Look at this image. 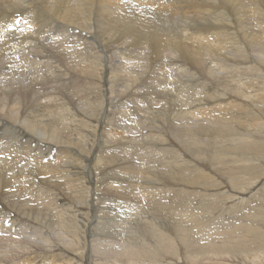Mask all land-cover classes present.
Masks as SVG:
<instances>
[{"label": "rangeland", "instance_id": "obj_1", "mask_svg": "<svg viewBox=\"0 0 264 264\" xmlns=\"http://www.w3.org/2000/svg\"><path fill=\"white\" fill-rule=\"evenodd\" d=\"M8 1L0 2V10L2 9L0 18L2 15H14V18L20 15V7L25 9L28 0H25L23 4H9ZM30 1L38 6L41 4L44 15L51 13L50 9L43 6L48 5L47 1ZM239 1H188L190 5L194 4V8L187 9L189 12L186 14L188 17L186 20L177 15L170 18L169 14L162 10L164 19L162 17L163 21L156 23V27L161 34L163 33L161 41L165 43L160 41L157 46L151 43L152 48L158 47V54L155 49L150 50L151 48L148 47L146 50L145 45L130 42L131 38L128 37V39L122 37L114 41L119 36H111V38L110 32L100 28L98 30V25L92 19L94 14L91 20H86L88 17L80 15L83 23L80 27L84 30L81 32L82 39L87 35L92 37L94 31H98L99 34L106 32L105 34L98 37L93 36V40L76 39L77 36L79 37V31L72 26H65L66 29L65 27L63 28L65 30L62 29V34L58 31L49 33L52 38L49 39L48 45H50L51 52L56 54L57 59L39 54V60L34 55L30 58L37 59H33L34 63L28 62L31 68L29 69L28 65L24 71H21V68L17 69V66L21 65L24 60L22 59L24 55L12 52L13 47L18 45L15 40L21 42L25 36L22 31H19L21 26L16 25L15 35L0 38L2 42L12 47L5 54L6 56L4 55V61L0 64V107L2 108V105L7 102L11 109L9 112L0 109V119H3L0 120V150L2 149L0 151L2 159H0V212L1 214L10 213L19 225L26 223L22 213H32L33 217L39 216L37 220L28 218V223L32 226H30V231H34L28 236L34 237L33 243L38 246L31 249V256L35 258L34 261H37L32 264H39L41 255H49L40 251L39 248L49 249L55 254L59 251L57 254L59 257L56 258L59 261L55 264H60V262L62 264L66 261L63 259L65 255L68 258L72 257L76 264H152L151 262L153 264L173 262V264H264V153L259 155L258 151L246 150L244 145H241L243 148L237 151L234 147L230 148L232 149L229 154L230 159L228 160L229 157L221 159L225 161L224 165L221 162L213 164L214 152L218 151L223 144L233 143L230 128H233L234 132L241 133L248 130L252 134L260 135L255 132L264 125L262 120L264 118V5H262L264 0H241V3ZM2 2L7 3L5 5ZM152 2L156 4L158 2L157 5H160V8L164 5L169 10L174 7L179 12L181 11L178 6V4L182 6L180 0H152ZM230 2L234 4L233 7ZM32 3L31 8L35 6ZM98 3L96 5L101 6ZM107 3L108 0L105 4ZM147 7L149 6H145V9ZM221 7L227 11L221 10L223 9ZM35 13L40 17V12ZM223 13L225 16L222 15ZM74 17L67 15L58 19L63 20L64 23H72ZM19 21L18 16L14 24H19ZM0 24L6 26L8 23L0 22ZM55 25L60 26L61 24L55 23ZM213 27L214 29H210ZM33 29H38V26ZM102 35L105 36L101 37ZM107 36L113 40L115 47ZM201 37H205V40ZM99 40L106 47L104 48L107 53L106 66L110 71L105 75V80L101 77V69L104 70V67L100 66L101 62L98 58ZM125 45L128 49L124 48ZM128 45H132L131 49ZM144 48L146 49L143 51ZM184 49L186 51L189 49V51L186 52ZM132 54L136 57L133 58ZM13 62L17 65L14 66ZM9 67L13 69L9 70ZM121 69H124V73ZM23 72L28 75H22ZM43 73L46 76H43ZM129 81L132 84L127 83ZM42 104L46 107H42ZM17 111L18 113L15 114ZM247 112L253 113V116ZM15 115L18 120L14 122ZM256 118H261L260 122L258 120L252 121L253 123L248 122ZM31 119L36 126L29 122ZM26 122H29L32 127L29 123L26 125ZM248 124H252V128ZM189 126H192V132L185 131ZM238 127L242 130L239 131ZM25 128L29 129L30 133H27L29 131L26 132ZM187 136L194 139L191 141L187 139ZM163 141L172 144V146L166 145L167 148L170 146L169 148L172 147L178 156H185L187 160L191 159L196 168L212 177V180L219 185H212L215 184L212 180L209 181L210 183H205L207 180L204 178L188 183L186 179L195 175L191 168L187 171L178 169V174H174L176 181L172 180L164 166L165 161L167 160V163L170 160L165 159L168 157H164L165 153H161L163 151L160 150ZM263 141V138L260 139L261 143ZM199 145L204 155L196 152L199 150L196 149ZM2 151H6L7 154ZM192 151H195L194 155ZM246 158L252 160L249 161ZM135 187L138 188L135 189ZM204 187L206 191L201 190ZM203 193L207 195L204 196ZM16 201L27 205L22 212L19 209L22 206L14 205L13 202ZM104 214L110 218L105 220ZM97 215L101 216V219ZM102 222L106 223L105 227L101 225ZM156 228H159L165 235L158 233ZM88 229L89 233L85 234ZM41 231L49 233L51 241L54 243L57 241L59 244H55H58L61 249H51L47 246L48 243L45 246L36 240L40 239ZM179 231L185 233L182 239H178ZM3 237H7V234L3 236L0 233V239ZM78 238L79 241H77ZM55 244L51 243L54 247ZM159 245H161L160 249ZM107 258H109L108 261L104 260ZM25 262L27 263L26 257H23L21 263L25 264Z\"/></svg>", "mask_w": 264, "mask_h": 264}, {"label": "bare ground", "instance_id": "obj_2", "mask_svg": "<svg viewBox=\"0 0 264 264\" xmlns=\"http://www.w3.org/2000/svg\"><path fill=\"white\" fill-rule=\"evenodd\" d=\"M2 0H0V2H1ZM4 1V0H3ZM7 1V0H6ZM45 1H47V4L48 5H43L45 8H48V9H50L51 10V13H46L45 15H44V12H42V6H41V4H40V6H38L37 4L35 5L34 3H32V1H30V0H28V1H26L27 2V4H29V5H27V4H25V9L23 8H21L20 7V9H19V11H21L19 14L20 15H23V16H20V15H17V16H15V18H14V15H11V16H9V15H2L1 16V18H0V22H6V23H8L6 26H3V25H1L0 24V33H1V36H0V38L2 37V36H4V37H10V36H13L12 34H16L15 32H17V27H16V25L19 27V26H21V28H22V26H23V28H22V30H21V28L19 29V31L21 32L22 31V33H24V37L21 39V42H19V41H17V39L15 40V42H18V45H17V47H13L14 49H13V51L12 52H16V53H20V54H23L24 56H23V58L22 59H24L23 61H22V63H21V65H19V66H17V69H19V68H21V71H24L26 68H27V66L29 65V63L28 62H33V59H37V58H30V57H34V55L35 56H37L38 58H39V60H40V55L39 54H45L46 56H48V57H51V59L52 58H54L55 57V55L51 52L52 50H50V45H48V43H49V39L50 38H52V36L49 34V33H53L54 31H58L60 34H62L63 32V30H65L66 29V27L65 26H67V27H69V26H72L74 29H77L78 31H79V37L77 36L76 37V39L77 38H79V39H81V40H83V39H86V40H93L94 38H93V36H99V35H101V34H103L102 32H101V34H99L98 33V31H94V32H92V37L90 36V37H88V35H87V37L86 36H83L84 38L82 39V37H81V32H84V30L81 28L82 26H81V23H82V21L80 20V15H83L84 17H88L86 20H88V19H90L91 20V17H92V14H94V17L92 18V19H94V21L96 22V24L98 25V30H100V29H102L103 31H106V32H110V37L112 36H115L116 37V35L117 36H119V37H117V39H115V38H113V39H115L114 41H117V40H120V39H118V38H122V37H128V38H131V41L130 40H128V41H130V42H138L140 45H145L146 47H147V49L146 48H144L143 49V51L146 49V50H148V47H150L151 49L150 50H152V49H155V51L157 52L156 54H158V47H154V48H152L151 47V43L153 44V46H157L158 45V43L162 40V37L164 36L163 35V33L161 34V32H160V30H158L157 29V27H156V25L157 24H159L160 22H162L163 20H162V17H163V19H164V16H162L163 15V13H162V10L164 11V13L166 12V13H168L169 15V17L171 18L172 16H174V15H177V16H179V18L180 17H182L184 20H186V19H188V17H187V13L189 12L188 10L190 9V8H194V4H193V6H192V4L190 5V1L191 0H180V2L182 3V6L180 5V4H178V6H179V8H181V11L179 12L177 9H174V7H171V9L169 10V9H167L164 5H162V9L160 8V5H157L158 4V2H157V4L155 3V2H152V0H126V1H124V0H108V3L107 4H105L106 3V1L107 0H45ZM73 1V2H72ZM100 1V3H98ZM174 1V0H173ZM189 1V2H188ZM228 1V0H227ZM236 0H234V2H235ZM241 1V0H240ZM239 1V2H240ZM246 1V0H245ZM251 1V0H250ZM256 1V0H255ZM9 2V4L10 3H13V4H18V3H22L23 4V2H25V0H9L8 1ZM29 2V3H28ZM44 2V1H43ZM205 2V1H204ZM209 1H207V3H208ZM212 2V1H211ZM221 2V1H220ZM232 2V1H231ZM230 2V3H231ZM249 2V1H248ZM3 4H5V3H7V2H2ZM31 3H32V5H35V6H32V8H31ZM39 3V2H38ZM96 3H98L99 5H101V6H98V5H96ZM168 3H169V1H168ZM177 3V2H176ZM213 3V2H212ZM217 3V2H216ZM237 3H238V1H237ZM241 3V2H240ZM261 3V2H260ZM2 4V5H3ZM218 5L220 4L219 2L217 3ZM222 4V3H221ZM243 4V3H242ZM251 4V3H250ZM253 4V3H252ZM255 4V3H254ZM262 4V3H261ZM260 4V5H261ZM6 5V4H5ZM26 5H27V7H26ZM103 5V6H102ZM133 5V6H132ZM155 5V6H154ZM217 5V7H219ZM231 5H232V7L234 6V4H232L231 3ZM262 5H264V4H262ZM145 6H149V7H147V9H145ZM154 6V7H153ZM214 6V5H213ZM225 6V5H224ZM230 6V5H229ZM242 6V5H241ZM251 6V5H250ZM6 7V6H5ZM10 7V6H9ZM11 7H13V5L11 6ZM226 7V6H225ZM8 8V7H7ZM6 8V9H7ZM221 8H223V7H221ZM221 8H219V9H221ZM226 8H228V7H226ZM261 8V7H260ZM44 9V8H43ZM188 9V10H187ZM224 9L225 8H223V9H221V10H223L224 11ZM2 10V9H1ZM0 10V11H1ZM138 10V11H137ZM168 10H169V12H168ZM198 10V9H197ZM228 10H229V8H228ZM4 11V10H3ZM17 11H18V9H17ZM44 11H45V9H44ZM225 11H227L226 9H225ZM14 12H15V10H14ZM35 12H40L41 13V15H40V17L39 16H37L36 15V13ZM47 12V11H46ZM49 12V11H48ZM209 13H210V11H208ZM212 12V11H211ZM16 13V12H15ZM22 13V14H21ZM213 13V12H212ZM211 13V14H212ZM220 13V12H219ZM222 13V12H221ZM225 13V12H224ZM224 13L222 14V15H224ZM11 14V13H10ZM18 14V13H17ZM59 14H61V16H59ZM79 14V16H77ZM197 14V13H196ZM218 14V13H217ZM39 15V14H38ZM67 15H72V16H75L74 17V20L72 21V23H70V22H67V23H64V21L63 20H61V21H59V19L58 18H62V17H65V16H67ZM91 15V16H90ZM201 15V14H200ZM213 15V14H212ZM5 16V17H4ZM20 17V21H19V24H14V21H15V19H16V17ZM176 16V17H177ZM221 16V15H220ZM225 16V15H224ZM204 17V16H203ZM216 17H217V15H216ZM69 18H70V16H69ZM68 18V19H69ZM192 18V17H191ZM14 19V20H13ZM215 19V18H214ZM213 19V20H214ZM222 19V18H221ZM178 20V19H177ZM199 20V19H198ZM208 20V19H207ZM209 20H211V19H209ZM217 20V19H216ZM69 21V20H68ZM79 21H80V23H79ZM180 21V20H179ZM188 21V20H187ZM186 21V22H187ZM240 21V20H239ZM86 22V21H85ZM90 22V21H89ZM180 22H183V21H180ZM179 22V23H180ZM215 22V21H214ZM213 22V23H214ZM238 22V21H237ZM236 22V23H237ZM55 23L56 24H61L60 26H57V25H55ZM157 23V24H156ZM177 23V22H176ZM216 23V22H215ZM83 24V23H82ZM88 24V23H87ZM210 24H212V23H210ZM240 24V23H239ZM53 25H55V26H57V27H55V26H53ZM84 25H86V24H84ZM89 25V24H88ZM219 25V24H218ZM14 26H15V29H14ZM27 26V27H26ZM38 26V29H33L34 27H37ZM81 26V27H80ZM160 26V25H159ZM180 26H181V24H180ZM191 26V25H190ZM202 26V25H201ZM204 26V25H203ZM208 26V25H207ZM222 26V25H221ZM235 26V25H234ZM65 27V29H63ZM88 27V26H87ZM102 27V28H101ZM236 27V26H235ZM245 27V26H244ZM91 28V27H90ZM90 28H89V30H90ZM94 28V27H93ZM97 28V27H96ZM100 28V29H99ZM159 28V27H158ZM180 28V27H179ZM182 28V27H181ZM185 28V27H184ZM191 28V27H190ZM197 28V27H196ZM227 28V27H226ZM63 29V30H62ZM84 29H86V27L84 28ZM210 29H214V27L213 28H210ZM93 30V29H92ZM203 30V29H202ZM207 30H208V28H207ZM221 30V29H220ZM241 30H242V27H241ZM244 30V29H243ZM86 31V30H85ZM163 31V30H162ZM188 31V30H187ZM203 31H205V30H203ZM218 31V30H217ZM223 31V30H222ZM227 31V30H226ZM225 31V32H226ZM239 31V30H238ZM69 32V31H68ZM67 32V33H68ZM74 32H76V31H74ZM105 32V33H106ZM184 32H185V30H184ZM192 32H193V30H192ZM196 32V31H195ZM206 32V31H205ZM215 32V31H214ZM224 32V31H223ZM232 32V31H231ZM240 32V31H239ZM244 32V31H243ZM248 32V31H247ZM246 32V33H247ZM46 33H48V34H46ZM65 33V32H64ZM104 33V34H105ZM165 33V32H164ZM177 33V32H176ZM18 34V33H17ZM19 34H21V33H19ZM18 34V35H19ZM174 34V33H173ZM187 34V33H186ZM198 34V33H197ZM228 34V33H227ZM241 34V33H240ZM53 35V34H52ZM74 35V34H73ZM192 35V34H191ZM207 35V34H206ZM224 35V34H223ZM238 35H239V33H238ZM249 35V34H248ZM17 36V35H16ZM47 36H51V37H47ZM63 36V35H62ZM75 36V35H74ZM103 36H105V35H102L101 37H103ZM202 36V35H201ZM237 36V35H236ZM15 37V36H14ZM108 37V36H107ZM110 37H108V38H110ZM111 37V38H112ZM174 37V36H173ZM218 37V36H217ZM17 38V37H16ZM58 38V37H57ZM110 38V39H111ZM125 38V39H126ZM127 38V39H128ZM176 38V37H175ZM203 40H205V37H201ZM245 38H246V36H245ZM251 38V37H250ZM254 38V37H253ZM99 39V38H98ZM124 39V40H125ZM183 39V38H182ZM196 39V38H195ZM256 39V38H255ZM8 40H9V38H8ZM24 40H27L25 43H22V42H24ZM112 40V39H111ZM167 40V39H166ZM180 40H181V38H180ZM202 40V41H203ZM250 40H252V39H250ZM100 41V40H99ZM176 41V40H175ZM185 41V40H184ZM218 41V40H217ZM245 41V40H244ZM255 41V40H254ZM258 41V40H257ZM53 42H54V40H53ZM57 42V41H56ZM86 42V41H85ZM106 42V41H105ZM112 42H113V40H112ZM162 42V41H161ZM178 42V41H177ZM59 43V42H58ZM92 43V42H91ZM98 43H100V45H99V55H98V58H99V61L101 62V65L100 66H103L104 67V70L103 69H101V77L102 78H104L103 80H105V75H107V73H108V69H107V66H106V58H107V53H106V49H104V48H106L105 47V45H102L101 44V41L100 42H98ZM137 43V44H138ZM163 43V42H162ZM164 43H165V41H164ZM163 43V44H164ZM169 43V42H168ZM7 44V43H6ZM4 42H2V40H0V64H2L3 63V61H4V55L10 50V48H12V47H10V46H8V45H6ZM103 44H106V43H104L103 42ZM182 44V43H181ZM190 44V43H189ZM198 44H200V43H198ZM208 44V43H207ZM249 44V43H248ZM56 45V44H55ZM92 45V44H91ZM127 45V44H126ZM126 45H125V49H128L127 47H126ZM160 45H162V44H160ZM169 45V44H168ZM245 45V44H244ZM243 45V46H244ZM113 46H114V42H113ZM112 46V47H113ZM129 46V45H128ZM130 46H132V45H130ZM130 46H129V48H130ZM139 46V45H138ZM181 46V45H180ZM184 46V45H183ZM245 46H247V45H245ZM61 47V46H60ZM60 47H57V48H60ZM115 47V46H114ZM120 47V46H119ZM134 47V46H133ZM200 47V46H199ZM257 47V49H258V46H256ZM56 48V49H57ZM116 48H117V46H116ZM115 48V49H116ZM138 48V47H137ZM143 48V47H142ZM160 48V47H159ZM181 48V47H180ZM180 48H177V49H180ZM190 48V47H189ZM204 48V47H203ZM248 48V47H247ZM120 49H121V47H120ZM131 49V48H130ZM140 49V48H139ZM138 49V50H139ZM162 49V48H161ZM172 49V48H171ZM192 49V48H191ZM202 49V48H201ZM227 49V48H226ZM236 49V48H235ZM246 49V48H245ZM109 50V49H108ZM185 50V49H184ZM193 50V49H192ZM239 50V49H238ZM264 50V49H263ZM116 52H117V50H115ZM125 51V50H124ZM127 51V50H126ZM168 51V50H167ZM173 51V50H172ZM177 51V50H176ZM179 51V50H178ZM182 51V50H181ZM186 51V50H185ZM188 51H189V49H188ZM188 51H186V52H188ZM196 51V50H195ZM195 51H193V52H195ZM206 51V50H205ZM248 51V50H247ZM37 52V53H36ZM121 52H123V51H121ZM120 52V53H121ZM180 52V51H179ZM191 52V51H190ZM189 52V53H190ZM198 52V51H197ZM203 52V51H202ZM72 53V52H71ZM119 53V54H120ZM134 53V52H133ZM153 53H155V52H153ZM161 53V52H160ZM129 54V53H128ZM176 54V53H175ZM179 54V53H178ZM192 54V53H191ZM194 54V53H193ZM249 54V53H248ZM115 56H116V54H114ZM118 55V54H117ZM123 55V54H122ZM155 55V54H154ZM164 55V54H163ZM181 55V54H180ZM185 55V54H184ZM187 55H189V54H187ZM198 55H199V53H198ZM255 55V54H254ZM6 56V55H5ZM119 56V55H118ZM121 56V55H120ZM132 56H133V54H132ZM135 56V55H134ZM134 56H133V58H134ZM155 56H158V55H155ZM160 56V55H159ZM171 56V55H170ZM182 56V55H181ZM190 56V55H189ZM193 56V55H192ZM123 57V56H122ZM130 57V56H129ZM136 57V56H135ZM139 57V56H138ZM144 57V56H143ZM149 57V56H148ZM194 57V56H193ZM196 57V56H195ZM198 57V56H197ZM21 58V57H20ZM56 58V57H55ZM54 58V59H55ZM156 58V57H155ZM165 59H166V57H164ZM57 59V58H56ZM157 59V58H156ZM181 59H182V57H181ZM192 59H194V58H192ZM191 59V60H192ZM144 60H145V58H144ZM186 60H187V58H186ZM194 60H196V59H194ZM255 60V59H254ZM120 61V60H119ZM124 61H125V59H124ZM188 61V60H187ZM190 61V60H189ZM197 61H198V59H197ZM46 62H48V61H46ZM45 62V64H48V63H46ZM126 62V61H125ZM135 62V61H134ZM140 62V61H139ZM158 62V61H157ZM167 62V61H166ZM191 62V61H190ZM251 62V61H250ZM14 63V62H13ZM34 63V62H33ZM39 63H41L42 64V62H39ZM53 63V62H52ZM122 63V62H121ZM164 63V62H163ZM168 63V62H167ZM166 63V64H167ZM170 63V62H169ZM168 63V64H169ZM186 63V62H185ZM195 63V62H194ZM198 63H199V61H198ZM5 64V63H4ZM19 64V63H18ZM61 64V63H60ZM60 64H59V66H60ZM124 66H125V64L124 63H122ZM129 64V63H128ZM138 64V63H137ZM192 64V63H191ZM10 65V64H9ZM15 65H17V63H14V66ZM32 66H33V64H31ZM123 65H122V67H123ZM145 65V64H144ZM37 66H38V64H37ZM43 66V65H42ZM74 66H76V65H74ZM99 66V67H100ZM137 66V65H136ZM162 66V65H161ZM168 66V65H167ZM169 66H172V65H169ZM25 67V68H24ZM39 67V66H38ZM62 67V66H61ZM102 67V68H103ZM109 67V66H108ZM31 67H30V65H29V69H30ZM36 68V67H35ZM50 68V67H49ZM53 68V67H52ZM125 68V67H124ZM255 68V67H254ZM257 68V67H256ZM9 70H11V69H13L12 67H9L8 68ZM28 69V70H29ZM51 69V68H50ZM54 69V68H53ZM56 69V68H55ZM78 69V68H77ZM131 69V68H130ZM159 69V68H158ZM161 69V68H160ZM166 69V68H165ZM170 69V68H169ZM173 69V68H172ZM103 70V71H102ZM122 70V69H121ZM124 70V69H123ZM122 70V71H123ZM127 70V69H126ZM164 70V69H163ZM162 70V71H163ZM167 70V69H166ZM171 70V69H170ZM2 71V70H1ZM56 71V70H55ZM57 71H58V69H57ZM67 71V70H66ZM113 71V70H112ZM158 71V70H157ZM177 71H178V68H177ZM13 72V71H12ZM26 72H28V71H26ZM89 72V71H88ZM161 72V71H160ZM172 72H174V70L172 71ZM259 72V71H258ZM109 73H110V71H109ZM122 73H124V71L122 72ZM25 74H27L28 75V73H22V75H25ZM40 74V73H39ZM38 74V75H39ZM44 74V73H43ZM58 74V73H57ZM135 74V73H134ZM164 74H166V73H164ZM168 74H170V73H168ZM30 75V74H29ZM87 75V74H86ZM92 75V74H91ZM100 75V74H99ZM110 75V74H109ZM136 75V74H135ZM163 74H161V76H162ZM173 75V74H172ZM171 75V76H172ZM43 76H46L45 74L43 75ZM42 76V77H43ZM55 76V75H54ZM104 76V77H103ZM28 77V76H27ZM94 77V76H93ZM108 77H110L111 78V76H108ZM113 77V76H112ZM163 77V76H162ZM161 77V78H162ZM46 78V77H45ZM73 78V77H72ZM101 78V79H102ZM115 78V77H114ZM163 78H165V76L163 77ZM162 78V79H163ZM215 78V77H214ZM28 79V78H27ZM30 79V78H29ZM28 79V80H29ZM43 79V78H42ZM67 79V78H66ZM152 79V78H151ZM173 79H175V78H173ZM189 79V78H188ZM187 79V80H188ZM28 80H25V81H28ZM32 79H30V81H31ZM37 80V79H36ZM102 80V81H103ZM132 80V79H131ZM142 80V79H141ZM158 80V79H157ZM190 80V79H189ZM24 81V82H25ZM42 81V80H41ZM45 81V80H44ZM52 81V80H51ZM54 81H57V79L55 80L54 79ZM107 81V80H106ZM133 81V80H132ZM137 81V80H136ZM165 81V80H164ZM192 81V80H191ZM36 82V81H35ZM34 82V83H35ZM46 82V81H45ZM131 81H129V82H127V83H130ZM151 82V81H150ZM168 82V81H167ZM210 82V81H209ZM100 83V82H99ZM112 83V82H111ZM142 83V82H141ZM220 84H222L221 82H219ZM23 84V83H22ZM25 84V83H24ZM54 84H55V82H54ZM102 84V83H101ZM110 84V83H109ZM124 84V83H123ZM130 84H132V83H130ZM156 84V83H155ZM43 85V84H42ZM112 85V84H111ZM147 85V84H146ZM24 86V85H23ZM44 86V85H43ZM53 86V85H52ZM210 86H212V85H210ZM36 87V86H35ZM120 87V86H119ZM128 87H129V85H128ZM133 87V86H132ZM216 87V86H215ZM110 88V87H109ZM217 88V87H216ZM239 88V87H238ZM32 89V88H31ZM30 89V90H31ZM37 89V88H36ZM39 89V88H38ZM129 89V88H128ZM167 89V88H166ZM111 90V89H110ZM124 90H125V88H124ZM141 90V89H140ZM158 90V89H157ZM33 91H34V89H33ZM102 91V90H101ZM107 91V90H106ZM142 91V90H141ZM15 92H16V90H15ZM143 92V91H142ZM154 92H155V90H154ZM163 92V91H162ZM165 92H167V91H165ZM215 92V91H214ZM30 93V92H29ZM37 93V92H36ZM60 93V92H59ZM2 94H4L3 92H2ZM125 94V93H124ZM169 94V93H168ZM2 96V95H1ZM5 96V95H4ZM26 96V95H25ZM28 96V95H27ZM34 96V95H33ZM109 96V95H108ZM138 96V95H137ZM147 96V95H146ZM150 97V96H149ZM156 97V96H155ZM27 98V97H26ZM183 98V97H182ZM28 99V98H27ZM105 99V98H104ZM136 100V99H135ZM227 100V99H226ZM26 101V100H25ZM62 101V100H61ZM105 101H107V99L105 100ZM138 101V100H137ZM171 101V100H170ZM173 101V100H172ZM188 101H190V100H188ZM264 101V100H263ZM71 102V101H70ZM117 102V101H116ZM165 102V101H164ZM204 102V101H203ZM1 103V102H0ZM31 103V102H30ZM67 103V102H66ZM115 103V102H114ZM149 103V102H148ZM167 103V102H166ZM169 103V102H168ZM184 103V102H183ZM182 103V104H183ZM39 104V103H38ZM55 104V103H54ZM69 104V103H68ZM181 104V105H182ZM49 105V104H48ZM110 105H111V103H110ZM116 105V104H115ZM180 105V106H181ZM185 105H187V104H185ZM189 105V104H188ZM68 106V105H67ZM103 106V105H102ZM151 106V105H150ZM17 107V106H16ZM42 107H46L45 105H43L42 104ZM71 107V106H70ZM108 107H109V105H108ZM122 107V106H121ZM132 107V106H131ZM143 107H145V106H143ZM232 107V106H231ZM8 108V109H7ZM110 108V107H109ZM0 109L2 110V111H5V110H8V112L9 111H11V109L9 108V106H8V104H7V102H6V104H3L2 105V108L0 107ZM40 109V108H39ZM104 109V108H103ZM70 110V109H69ZM72 110V109H71ZM225 110V109H224ZM84 111V110H83ZM179 111V110H178ZM230 111V110H229ZM185 112V111H184ZM18 113V111L15 113V114H17ZM125 113V112H124ZM138 113V112H137ZM190 113V112H189ZM244 113H245V111H244ZM248 114H252V116H253V113H251V112H247ZM246 113V114H247ZM8 113H6V115H7ZM55 114V113H54ZM59 114V113H58ZM133 114V113H132ZM181 114V113H180ZM186 114V113H185ZM199 114V113H198ZM226 114V113H225ZM30 115V114H29ZM39 115V114H38ZM120 115V114H119ZM124 115V114H123ZM211 115V114H210ZM239 115V114H238ZM16 117V120H14V122L15 121H17L18 120V118H17V115H15ZM66 116V115H65ZM154 116V115H153ZM180 116V115H179ZM182 116V115H181ZM31 117V116H30ZM122 117V116H121ZM148 117H150V116H148ZM163 117V116H162ZM182 117H184V116H182ZM195 117V116H194ZM197 117V116H196ZM195 117V118H196ZM262 117V116H261ZM5 118V117H4ZM8 118V117H7ZM14 118V119H15ZM19 118H20V116H19ZM59 118H61L60 116H59ZM102 118V117H101ZM120 118V117H119ZM178 118V117H177ZM185 118V117H184ZM194 118V119H195ZM151 119V118H150ZM181 119V118H180ZM261 118H256V119H253V120H250V121H248L249 123H253L252 121H254V120H260ZM1 121L3 120V119H0ZM19 120H21V119H19ZM165 120V119H164ZM167 120V119H166ZM262 120L264 121V118H262ZM29 121V120H28ZM58 121H59V119H58ZM68 121V120H67ZM81 121V120H80ZM122 121V120H121ZM168 121V120H167ZM166 121V122H167ZM183 121H184V119H183ZM191 121V120H190ZM3 122H5V121H3ZM19 122V121H18ZM17 122V123H18ZM21 122V121H20ZM19 122V123H20ZM29 122H32V125H35L36 126V124H33V120L31 119V121H29ZM28 122V123H29ZM135 122V121H134ZM164 122V121H163ZM192 122V121H191ZM194 122H196V123H198V121H194ZM193 122V123H194ZM260 122V121H259ZM1 123V122H0ZM18 123V124H19ZM27 122H26V125L28 124ZM55 123V122H54ZM258 123V122H257ZM18 124H16L18 127H19V125ZM24 124V123H23ZM30 124V123H29ZM101 124V123H100ZM140 124V123H139ZM161 124V123H160ZM167 124H168V122H167ZM256 124V123H255ZM262 124V123H261ZM260 124V125H261ZM11 125H13V124H11ZM10 125V126H11ZM69 125H70V123H69ZM107 125V124H106ZM249 125V127H251L252 128V124L250 125V124H248ZM259 125V124H258ZM259 125V126H260ZM30 126H31V124H30ZM39 126H41V125H39ZM43 126V125H42ZM120 126V125H119ZM130 126V125H129ZM22 127V126H21ZM28 128H29V125L27 126ZM32 127V126H31ZM45 127V126H44ZM173 127V126H172ZM171 127V128H172ZM248 127V128H249ZM46 128H47V126H46ZM57 128V127H56ZM55 128V129H56ZM114 128V127H113ZM170 128V129H171ZM195 128H196V126H195ZM247 128V129H248ZM257 128H258V126H257ZM9 129H12V128H9ZM16 129V128H15ZM22 129V128H21ZM24 129V128H23ZM32 128H30V130H31ZM38 129V128H37ZM42 129V128H41ZM174 129V128H173ZM172 129V130H173ZM192 126H189L187 129H185V131H187V132H192ZM238 129H239V127H238ZM6 130V129H5ZM13 130V129H12ZM33 130V129H32ZM45 130V129H44ZM47 130H49V128H47ZM118 130V129H117ZM120 130V129H119ZM230 130H232L231 131V136H232V141H233V143L231 142L230 144L229 143H227L228 145H226V144H223V145H221L219 148H218V151H215L214 153V157H213V164H214V162H221L223 165L225 164V161L224 160H221V159H223V158H228V160L230 159V157H231V155H229L230 154V150H232V149H230V148H232V147H234V149L237 151V150H239V149H242L243 148V146H242V148H241V145H244V147H245V149L247 150V149H249V150H255V151H258L259 153V155L260 154H262V153H264V141H263V143H261L260 142V139H262L263 138V140H264V135L262 136V133L264 134V125L263 126H261V127H259V130L257 131V132H255V133H260V135H255V134H252V133H250L248 130L246 131V132H241V133H239V132H234V129L233 128H230ZM242 130V128H240L239 129V131H241ZM251 130V129H250ZM255 130V129H254ZM257 130V129H256ZM11 131V130H10ZM15 131V130H14ZM17 131H18V129H17ZM25 131L27 132V131H29V129L27 130V128H25ZM174 131V130H173ZM9 132V131H8ZM26 132H25V134H26ZM34 132V131H33ZM44 132V131H43ZM107 132V131H106ZM125 132V131H124ZM177 132V131H176ZM11 133V132H10ZM27 133H30V131L29 132H27ZM40 133V132H39ZM38 133V134H39ZM48 133V132H47ZM52 133V132H51ZM54 133V132H53ZM103 133V132H102ZM172 134H174L173 132H171ZM179 133V132H178ZM225 133V132H224ZM12 134V133H11ZM20 134V133H19ZM22 134V133H21ZM112 134H114L113 132H112ZM223 134V133H222ZM221 134V135H222ZM16 135V134H15ZM14 135V136H15ZM17 135H18V133H17ZM47 135V134H46ZM115 135V134H114ZM118 135V134H117ZM167 135V134H166ZM179 135V134H178ZM188 135V134H187ZM196 135V134H195ZM22 136H23V134H22ZM29 136V135H28ZM40 136V135H39ZM151 136V135H150ZM175 136V135H174ZM13 137V136H12ZM20 137V136H19ZM25 137V136H24ZM47 137V136H46ZM54 137H56V135L54 136ZM63 137V136H62ZM224 137V136H223ZM15 138V137H14ZM23 138V137H22ZM33 138V137H32ZM41 138V137H40ZM39 138V139H40ZM45 138V137H44ZM161 138V137H160ZM190 139L191 141H192V139H194V138H192V137H190V136H187V139ZM11 139V138H10ZM9 139V140H10ZM16 139H18V138H16ZM29 139V138H28ZM135 139V138H134ZM237 139H238V141H237ZM40 140H42V139H40ZM53 140V139H52ZM131 140L133 141V139L131 138ZM166 140H167V138H166ZM178 140H180V139H178ZM204 140V139H203ZM22 141V140H21ZM27 141H29V140H27ZM39 141V140H38ZM49 141V140H48ZM50 141H51V139H50ZM181 141V140H180ZM179 141V142H180ZM205 141V140H204ZM34 142V141H33ZM32 142V143H33ZM44 142V141H43ZM183 142H184V140H183ZM195 142V141H194ZM196 142H199V141H196ZM36 143H38V142H36ZM41 143V142H40ZM53 143H54V140H53ZM62 143V142H61ZM116 143V142H115ZM1 144V143H0ZM30 144V143H29ZM49 144V143H48ZM169 143L167 142V141H163V143L161 144V147L162 148H160V150L161 151H163V152H161V153H165V156L164 157H168V158H165V159H168V161L170 160V162H167L166 163V161H165V171H167L169 174H170V177L172 178V180H175V177H174V174H176L177 172H178V169H179V171H181L180 169H182V170H185V171H187L188 169H192L193 171H194V173H195V175H191V174H189V175H191L190 176V178H188V179H186V181L189 183V182H191V181H195V179H200V178H204V179H206L207 181L205 182V183H207V182H209L210 180H212V177H210L209 175H207V174H205V173H203L199 168H196V166L194 165V163H193V161L190 159V160H187V158H185V156L184 157H180V156H178V154H176L177 152H174V149L171 147V148H169L170 146H168V148H167V146L166 145H168ZM182 145H183V143H181ZM196 144V143H195ZM41 145V144H40ZM107 145V144H106ZM126 145V144H125ZM169 145H171L172 146V144H169ZM185 145V144H184ZM3 147L5 146L4 144L2 145ZM6 146H8L9 147V145H6ZM10 146H12L11 144H10ZM30 146V145H29ZM38 146V145H37ZM36 146V147H37ZM46 146V145H45ZM48 146V145H47ZM100 146V145H99ZM116 146H119V145H117L116 144ZM131 146V145H130ZM216 146V145H215ZM15 147V146H14ZM28 147V146H27ZM31 147V146H30ZM40 148H41V146H39ZM198 148H196V149H199L198 151H196L199 155L201 154V155H204V152H203V149L200 147V145L199 146H197ZM1 148V147H0ZM11 148V147H10ZM45 148V147H44ZM50 148V147H49ZM66 148H68V147H66ZM74 148V147H73ZM119 148H121V147H119ZM192 148V147H191ZM4 149V148H3ZM13 149V148H12ZM15 149V148H14ZM13 149V150H14ZM31 149V148H30ZM47 149V148H46ZM137 149V148H136ZM206 149V148H205ZM204 149V150H205ZM2 150V149H1ZM0 150V151H1ZM5 150H6V148H5ZM20 150V149H19ZM105 150H106V147H105ZM119 150V149H118ZM157 150H159V149H157ZM188 150H190V148L188 149ZM72 151V150H71ZM130 151V150H129ZM128 151V152H129ZM2 152H6V151H2ZM10 152H12L11 150H10ZM41 152V151H40ZM39 152V153H40ZM75 152V151H74ZM77 152V151H76ZM107 152H109V151H107ZM194 152L195 151H192V153H193V155H194ZM234 152V151H233ZM8 153H9V151H8ZM13 154H14V152H12ZM30 153V152H29ZM38 153V152H37ZM67 153V152H66ZM98 153V152H97ZM235 153V152H234ZM5 154H7V152L5 153ZM36 154V153H35ZM42 154V153H41ZM68 154V153H67ZM69 154H70V152H69ZM99 154V153H98ZM97 154V155H98ZM113 154V153H112ZM233 154V153H232ZM44 155V154H43ZM71 155V154H70ZM94 155V154H93ZM107 155V154H106ZM164 155V154H163ZM1 156H4V154H1ZM10 156V155H9ZM77 156V155H76ZM75 156V157H76ZM78 156L80 157V155L78 154ZM83 156V155H82ZM81 156V157H82ZM107 156H109V155H107ZM8 157V156H7ZM7 157H6V160H8L7 159ZM40 157V156H39ZM71 157V156H70ZM72 157H73V154H72ZM90 157V156H89ZM92 157V156H91ZM102 157V156H101ZM103 157H105V156H103ZM3 158V157H2ZM11 158H13V157H11ZM35 158V157H34ZM33 158V159H34ZM97 158V157H96ZM99 158V157H98ZM131 158V157H130ZM144 158V157H143ZM153 158V157H152ZM243 158V157H242ZM1 159V158H0ZM40 159V158H39ZM42 159V158H41ZM76 159V158H75ZM77 159L78 160H80V158H78L77 157ZM161 159V158H160ZM244 159V158H243ZM2 160V159H1ZM4 160H5V157H4ZM10 160H12V159H10ZM74 160V159H73ZM91 160V159H90ZM96 160V159H95ZM148 160V159H147ZM228 160H227V162H228ZM246 160H249V161H251L252 159H250V158H246ZM13 161V160H12ZM33 161V160H32ZM41 161V160H40ZM83 161H84V158H83ZM83 161H81V162H83ZM93 161V160H92ZM98 161V160H97ZM111 162H112V160H110ZM143 161V160H142ZM163 161V162H164ZM231 161V160H230ZM229 161V162H230ZM3 162V161H2ZM9 162H11V161H9ZM38 162V161H37ZM43 162V161H42ZM72 162H74V161H72ZM86 162V161H85ZM103 162V161H102ZM7 163V162H6ZM9 164V163H8ZM28 164V163H27ZM39 164V163H38ZM42 164V163H41ZM108 164V163H107ZM164 164V163H163ZM218 164V163H217ZM240 164V163H239ZM14 165V164H13ZM30 165V164H29ZM79 165V164H78ZM118 165V164H117ZM17 166V165H16ZM109 166V165H108ZM162 166V165H161ZM42 167H46V166H42ZM121 167H123V165H121ZM131 167V166H130ZM29 168V167H28ZM50 168V167H49ZM139 168V167H138ZM147 168V167H146ZM229 168V167H228ZM4 170V169H3ZM41 170V169H40ZM91 170V169H90ZM95 170V169H94ZM118 170H120L119 168H118ZM196 170V171H195ZM232 170H234V169H232ZM236 170V169H235ZM27 171V170H26ZM85 171V170H84ZM96 171V170H95ZM35 172V171H34ZM94 172V171H93ZM96 172H98V171H96ZM141 171L139 170V173H140ZM3 173V172H2ZM57 173V172H56ZM61 173V172H60ZM152 173V172H151ZM165 173V172H164ZM184 173V172H183ZM182 173V174H183ZM187 173V172H186ZM186 173H184V174H186ZM39 174V173H38ZM43 174V173H42ZM140 174H142V173H140ZM145 174V173H144ZM149 174V173H148ZM148 174H146V175H148ZM178 174V173H177ZM4 175H6V174H4ZM18 175V174H17ZM86 175V174H85ZM153 175H154V173H153ZM41 176V175H40ZM48 176V175H47ZM87 176V175H86ZM90 176V175H89ZM88 176V177H89ZM150 176H152V175H150ZM177 176V175H176ZM6 177V176H5ZM12 177H14V175L12 176ZM91 177V176H90ZM147 177V176H146ZM152 177H154V176H152ZM263 177V176H262ZM8 178V177H7ZM9 178H11V177H9ZM17 178V177H16ZM37 178V177H36ZM94 178V177H93ZM143 178V177H142ZM149 178V177H148ZM157 178V177H156ZM24 179V178H23ZM162 179V178H161ZM12 180V179H11ZM51 180V179H50ZM132 181V180H131ZM131 181H130V183H131ZM176 181V180H175ZM218 181V180H217ZM11 182V181H10ZM95 182H96V180H95ZM100 182V181H99ZM211 182V181H210ZM209 182V183H210ZM212 182H214L213 180H212ZM242 182V181H241ZM12 183V182H11ZM22 183V182H21ZM87 183H89L88 181H87ZM133 183V182H132ZM195 182H193V184H194ZM215 183V182H214ZM229 183V182H228ZM3 184V183H2ZM25 184V183H24ZM99 184V183H98ZM192 184V183H191ZM231 184V183H230ZM116 185V184H115ZM133 185H134V183H133ZM153 185V184H152ZM156 185V184H155ZM159 185V184H158ZM204 185V184H203ZM212 185H219V184H212ZM54 186V185H53ZM147 186V185H146ZM149 186V185H148ZM206 186V185H205ZM4 187V186H3ZM2 187V188H3ZM7 187V186H6ZM20 187V186H19ZM126 187V186H125ZM220 187V186H219ZM124 188V187H123ZM130 188H132V187H130ZM136 188H138V187H135V189ZM205 188V187H204ZM201 189L202 191H206L207 189L205 188V189ZM213 188H215V186L213 187ZM218 188V187H217ZM221 188V187H220ZM5 189V188H4ZM11 189V188H10ZM18 189V188H17ZM211 189V188H210ZM20 190H22V189H20ZM95 190V189H94ZM133 190V189H132ZM217 190V189H216ZM9 191V190H8ZM14 191V190H13ZM16 191V190H15ZM18 191V190H17ZM19 192V191H18ZM128 192H130V191H128ZM151 192V191H150ZM219 192V191H218ZM241 192V191H240ZM191 193V192H190ZM209 193V192H208ZM214 193V192H213ZM157 194V193H156ZM204 194V196L205 195H207V193H203ZM12 195V194H11ZM23 195V194H22ZM154 195V194H153ZM223 195V194H222ZM132 196V195H131ZM135 196V195H134ZM157 196V195H156ZM175 196V195H174ZM11 197V196H10ZM87 197V196H86ZM155 197V196H154ZM90 198V197H89ZM159 198V197H158ZM205 198V197H204ZM213 198H215V197H213ZM212 198V199H213ZM87 199V198H86ZM201 199V198H200ZM90 200V199H89ZM19 201H20V199H19ZM240 201V200H239ZM14 203V205H17V206H22V208L20 207L19 209L21 210V212H22V209H24V207H26L27 205H25V204H21V203H19L18 201H16V202H13ZM27 204H28V202H27ZM111 204V203H110ZM137 205V204H136ZM2 207V206H1ZM137 207H138V205H137ZM17 208V207H16ZM139 208V207H138ZM187 208V207H186ZM1 209V208H0ZM18 209V208H17ZM262 209V208H261ZM27 210H28V207H27ZM124 210V209H123ZM190 210V209H189ZM94 211V210H93ZM201 211V210H200ZM208 211V210H207ZM128 212V211H127ZM198 212V211H197ZM108 213V212H107ZM133 213V212H132ZM135 213H136V210H135ZM140 213V212H139ZM184 213V212H183ZM182 213V214H183ZM192 213V212H191ZM202 213V212H201ZM200 213V214H201ZM23 214V220L24 221H26V223L25 224H18V222H16L15 221V219H13L12 217H11V215H10V213L9 214H1V212H0V217H2V219L0 220V233H2V235L3 236H5L6 234H7V237H3L2 239H0V264H22L21 262H22V259H23V257H26V260H27V263L25 262V264H32V263H35V262H37L36 260L34 261V259L35 258H33L32 256H31V249L35 246H37L36 245V243H33V239H34V237H32V236H28V235H30L31 233H33L34 231H30L31 230V228H30V226H31V224H29L28 223V218H33V219H38L39 218V216H34L33 217V215H32V213H30V214H27V213H22ZM101 214H102V212H101ZM124 213H122V215H123ZM137 214V213H136ZM198 214V213H197ZM43 215V214H42ZM84 215V214H83ZM103 215V214H102ZM111 215V214H110ZM115 215V214H114ZM189 215V214H188ZM48 216V215H47ZM163 216V215H162ZM182 216H184V215H182ZM190 217L192 216L191 214L189 215ZM195 216V215H194ZM84 217V216H83ZM93 217H95V216H93ZM97 217L99 218V219H101V216H98L97 215ZM104 219L106 220V219H109L110 217H108L107 216V214H104ZM128 217V216H127ZM136 217V216H135ZM117 218V217H116ZM126 218V217H125ZM5 219V220H4ZM59 219V218H58ZM95 219V218H94ZM119 219V218H118ZM127 219V218H126ZM131 219H133V218H131ZM141 219V218H140ZM178 219V218H177ZM184 219V218H183ZM103 220V219H102ZM104 220V222H106ZM111 220V219H110ZM130 220V219H129ZM180 220V219H179ZM99 221V220H98ZM157 221V220H156ZM161 221V220H160ZM171 221V220H170ZM22 222V221H21ZM93 222H94V220H93ZM104 222H102V224L101 225H104V227H105V224L106 223H104ZM171 222H174V221H171ZM195 222V221H194ZM45 223V222H44ZM76 223V222H75ZM109 223V222H108ZM120 223V222H119ZM154 225V224H153ZM177 225V224H176ZM204 225V224H203ZM157 226V225H156ZM181 226V225H180ZM11 227V228H10ZM32 227V226H31ZM37 227V226H36ZM52 227V226H51ZM88 227V226H87ZM108 227V226H107ZM176 227H178V226H176ZM209 227V226H208ZM61 228V227H60ZM205 228V227H204ZM213 228V227H212ZM37 229V228H36ZM62 229V228H61ZM97 229H99V228H97ZM7 232H6V231ZM82 230V229H81ZM208 230V229H207ZM210 230V229H209ZM212 230V229H211ZM214 230V229H213ZM39 231V230H38ZM61 231V230H60ZM63 231V230H62ZM89 229L88 230H86L85 231V234H88L89 233ZM156 231L158 232V233H160L161 235H163L164 234V232L162 233L161 232V230L159 229V228H156ZM191 231V230H190ZM15 232V233H14ZM36 232H37V230H36ZM42 232V231H41ZM153 232V231H152ZM180 232V231H179ZM14 233V234H13ZM38 233V232H37ZM37 233H36V236H37ZM58 233V232H57ZM177 233V232H176ZM62 234V233H61ZM64 234V233H63ZM154 234V233H153ZM152 234V235H153ZM184 232H180L179 234H177L178 236H179V238L178 239H182V237L184 236ZM16 235V236H15ZM33 235V234H32ZM59 235V234H58ZM165 235V234H164ZM195 235V234H194ZM42 236V237H41ZM62 236V235H61ZM61 236H59V237H61ZM88 236V235H87ZM55 237V236H54ZM59 237H58V239H59ZM63 237V236H62ZM91 237V236H90ZM92 237H94V235H92ZM39 238L40 239H36V240H38L39 242H41V244H44L45 246H46V244L48 243V247H51V249L52 248H57V249H61V247H58L59 245V243L56 241L55 243H58V244H55L53 241H51L52 239L50 238V235H49V233H46V232H42L41 233V235H39ZM124 238V237H123ZM154 238V237H153ZM97 239V238H96ZM157 239V238H156ZM167 239V238H166ZM89 240V239H88ZM163 240V239H162ZM165 240V239H164ZM170 240V239H169ZM184 240V239H183ZM60 241V240H59ZM67 241V240H66ZM77 241H79V238L77 239ZM157 241V240H156ZM181 241V240H180ZM38 242V243H39ZM91 242H92V240H91ZM91 242L89 243V241H88V244L89 245H91ZM111 242V241H110ZM162 242V241H161ZM51 243L52 244H55L56 246L54 247V245H51ZM70 243V242H69ZM123 243V242H122ZM178 243V242H177ZM33 244V245H32ZM87 244V245H88ZM159 244H160V242H159ZM162 244V243H161ZM225 244V243H224ZM43 245V246H44ZM71 245V244H70ZM74 245V244H73ZM94 245V244H93ZM123 245V244H122ZM121 245V246H122ZM153 245V244H152ZM226 245V244H225ZM40 246V245H39ZM53 246V247H52ZM161 245H159V249L161 248L160 247ZM231 246V245H230ZM38 247V246H37ZM42 247V246H41ZM47 247V248H48ZM91 247V246H90ZM89 247V248H90ZM130 247H131V245H130ZM87 248V247H86ZM85 248V249H86ZM40 249V251H43V252H46V253H48L49 255H41V257H40V260H39V264H55V262H58L59 260L58 259H56L57 257H59V255H57L58 253H59V251H57L58 253L57 254H55V253H53V251H50L49 249H44V248H39ZM119 249V248H118ZM35 250V249H34ZM54 250V249H53ZM56 250V249H55ZM100 250V249H99ZM122 250V249H121ZM149 250H151V249H149ZM135 252V251H134ZM158 252V251H157ZM169 252V251H168ZM35 253V252H34ZM159 253V252H158ZM61 254H62V252H61ZM60 254V255H61ZM152 254V253H151ZM161 254V253H160ZM165 254V253H164ZM242 254V253H241ZM244 254V253H243ZM247 254H249V253H247ZM25 255V256H24ZM70 255V254H69ZM134 255V254H133ZM136 255H137V253H136ZM145 255V254H144ZM191 255V254H190ZM198 255V254H197ZM62 256H64V255H62ZM225 256H226V254H225ZM231 256H233V255H231ZM246 256V255H245ZM244 256V257H245ZM195 257V256H194ZM229 257V256H228ZM248 257V256H247ZM89 258V257H88ZM152 258H154V257H152ZM209 258V257H208ZM249 258V257H248ZM63 259L64 260H66V261H64L62 264H76V261H74L73 259H72V257L70 258H68L66 255L63 257ZM93 259V258H92ZM108 259L109 258H107V259H104V260H107L108 261ZM193 259V258H192ZM191 259V260H192ZM257 259V258H256ZM25 260V259H24ZM91 260V259H90ZM112 260V259H111ZM197 260V259H196ZM254 261L253 262H255V259H253ZM33 261V262H32ZM141 261V260H140ZM251 261V260H250ZM105 262V261H104ZM110 262V261H109ZM129 262V261H128ZM148 262V261H147ZM150 262H151V260H150ZM155 262V261H154ZM161 262V261H160ZM239 262V261H238ZM95 263V262H94ZM107 263V262H106ZM140 263H142V262H140ZM152 264H153V262H151ZM170 263V262H169ZM174 263V262H173ZM173 263H171V264H173ZM59 264V263H58ZM60 264H61V262H60ZM87 264V263H86ZM102 264V263H101ZM104 264V263H103ZM109 264V263H108ZM111 264V263H110ZM136 264V263H135ZM154 264H156V263H154ZM158 264V263H157ZM163 264V263H162ZM228 264V263H227ZM259 264V263H258Z\"/></svg>", "mask_w": 264, "mask_h": 264}]
</instances>
